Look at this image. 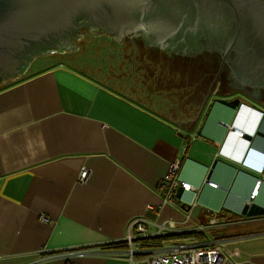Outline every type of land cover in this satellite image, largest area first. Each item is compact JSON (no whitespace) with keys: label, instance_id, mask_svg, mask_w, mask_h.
I'll list each match as a JSON object with an SVG mask.
<instances>
[{"label":"crops","instance_id":"1","mask_svg":"<svg viewBox=\"0 0 264 264\" xmlns=\"http://www.w3.org/2000/svg\"><path fill=\"white\" fill-rule=\"evenodd\" d=\"M83 38L0 87V264H128L138 218L187 235L165 244L212 242L222 264H264V215L241 214L248 201L264 207V99L212 96L195 112L185 83L141 80L111 46L108 74ZM236 98L235 109L216 102ZM173 161L192 187L177 202L160 187Z\"/></svg>","mask_w":264,"mask_h":264},{"label":"water","instance_id":"2","mask_svg":"<svg viewBox=\"0 0 264 264\" xmlns=\"http://www.w3.org/2000/svg\"><path fill=\"white\" fill-rule=\"evenodd\" d=\"M80 26L119 38L141 36L148 45L187 54L200 48L224 54L233 50L236 60L255 74L248 78L264 75V0H0L2 80L9 78L5 75L15 52L20 59L38 46L69 50L76 45L66 39ZM31 58L10 77L19 76ZM216 102L235 109L239 99ZM182 193L178 187V200ZM241 214L264 215V207L248 201Z\"/></svg>","mask_w":264,"mask_h":264},{"label":"flooded vegetation","instance_id":"3","mask_svg":"<svg viewBox=\"0 0 264 264\" xmlns=\"http://www.w3.org/2000/svg\"><path fill=\"white\" fill-rule=\"evenodd\" d=\"M99 31L105 32L103 30ZM74 32L66 40L72 41L77 47L79 38L76 33L82 34L83 32H92V30L90 31L89 27L80 26ZM137 37L139 38L138 40ZM130 38L134 44L130 49L134 53V58L131 59V62L139 71L140 79L144 80L143 78H148L154 83L167 84H186L189 82L192 86L188 89L187 96L186 90L183 89L181 93L185 97L184 101L192 100L196 103L189 104L191 106H188L195 110V112L199 111V105L201 104L203 106L210 94H226V91L232 88L241 90L245 95L264 99V75L262 76L263 79L261 78L260 80L248 78L255 74H251L246 67H243L236 60L233 50L224 54L219 50L210 51L205 48H200L194 53L187 54L183 50H170L169 48L148 45L141 36L133 35ZM76 47H71L70 50ZM35 49L28 50L20 59H18L17 53L15 52L12 58L13 63L7 69L11 72L5 76L11 78L10 75L19 73L26 59H29V57H32L30 59V65L36 57L53 52L47 50V48L41 49L39 46ZM144 59L147 63H144ZM156 60L159 62H156ZM141 62L143 69L137 66V63ZM145 64L150 65L151 68L145 67ZM142 71H145V73L142 74ZM2 76L1 74L0 82H4ZM156 92L161 93V91ZM173 92L178 93L177 91Z\"/></svg>","mask_w":264,"mask_h":264},{"label":"built area","instance_id":"4","mask_svg":"<svg viewBox=\"0 0 264 264\" xmlns=\"http://www.w3.org/2000/svg\"><path fill=\"white\" fill-rule=\"evenodd\" d=\"M236 132L240 136L243 134L240 131ZM177 167V161L170 163L168 170L160 182L164 198L172 202H177L178 200L175 198V192L178 186L183 190H190L192 188L191 184L176 177L175 172L177 171ZM85 175V170H82L80 172V178H84ZM206 182L213 187L216 186L214 182L208 180ZM259 184L260 180H257L250 192L249 200L256 195ZM39 217L42 220H46V216L43 214ZM218 222L217 219L210 218L206 224L199 225L195 229H208L218 224ZM134 230L135 232L133 234L128 233L125 237V243L128 246V264H135L136 261H139L141 264H222L224 261L220 247L212 242L178 241L167 244L162 243L154 247H143L142 240L145 238L167 236L176 231L178 232L179 227L173 220L157 223L154 225L153 230L148 232L145 228V219L138 218ZM136 244L139 247H135Z\"/></svg>","mask_w":264,"mask_h":264},{"label":"rangeland","instance_id":"5","mask_svg":"<svg viewBox=\"0 0 264 264\" xmlns=\"http://www.w3.org/2000/svg\"><path fill=\"white\" fill-rule=\"evenodd\" d=\"M91 31V30H90ZM92 34H90V32H83L82 35H84L83 37L89 36L92 37L93 43L95 45V47L99 46L98 48H101V50L99 51V49L97 48L96 54L98 57H101L103 62L101 63V66L106 70V72L108 74L116 71L117 67L115 66L116 60L118 59L119 56H116L115 51L111 48V47H118L120 48L123 58V63H128L131 62L132 58H134V53L130 50L131 47H133V43L131 41L130 36H124L122 38H119L118 36H116L115 34H107L105 32L102 31H94L92 30L91 32ZM104 34V35H103ZM83 37H79L78 36V43H80V41L87 40V38H83ZM139 38L137 37V40ZM89 40V39H88ZM140 41V40H139ZM132 43V44H131ZM86 48H92L93 45H89V43L86 44L85 46ZM93 49V48H92ZM90 50L91 53H93V50ZM119 50H117V54L120 52ZM131 54V55H130ZM146 56L148 57V55L146 54ZM117 57V58H114ZM150 58V56H149ZM36 62V61H35ZM35 62H33L32 64H35ZM144 63H147L146 60L144 59ZM41 65L43 64H39L37 67H41ZM127 64H124V66L126 67ZM137 66L140 67V69L142 68V62L141 63H137ZM37 67H31L30 70L36 69ZM145 67L147 68H151L150 65L145 64ZM137 69V68H136ZM143 69V68H142ZM145 73V71H142V74ZM139 74V72H138ZM18 77V76H17ZM3 82H0V85H2ZM245 88H248L247 86H244ZM241 90L237 89V88H232L228 91H226V94L229 95H245L244 93H242ZM159 94V93H158ZM225 96L224 94H217V93H212L209 95L208 99H210L212 96L216 97V96Z\"/></svg>","mask_w":264,"mask_h":264},{"label":"trees","instance_id":"6","mask_svg":"<svg viewBox=\"0 0 264 264\" xmlns=\"http://www.w3.org/2000/svg\"><path fill=\"white\" fill-rule=\"evenodd\" d=\"M156 62H159V61L156 60ZM10 82H12V81H10ZM4 85L5 84H3L0 87H4ZM191 86L192 85H190L189 82L185 84L184 90H186V96H187L188 89ZM184 236H187V235H184ZM184 236L183 235L182 236H179V235H168V236H157V237L145 238V239L142 240V245H148V246L151 245V247H154V246H158V245H160L162 243H165V242H168V241L180 240V238H183Z\"/></svg>","mask_w":264,"mask_h":264}]
</instances>
